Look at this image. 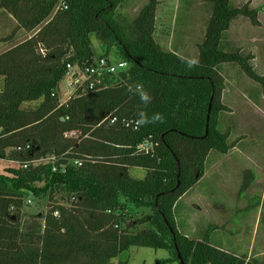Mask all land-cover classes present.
Masks as SVG:
<instances>
[{
  "label": "trees",
  "instance_id": "obj_1",
  "mask_svg": "<svg viewBox=\"0 0 264 264\" xmlns=\"http://www.w3.org/2000/svg\"><path fill=\"white\" fill-rule=\"evenodd\" d=\"M23 1L0 0V14ZM128 1L48 0L33 20L0 38L14 43L59 5L34 35L0 54V163L7 165L0 170V264H110L133 247L167 251L156 264H264L213 243L210 233L219 226L197 240L182 233L177 219L180 200L204 178L212 155L234 147L220 128L232 110L218 67L236 64L264 88L253 54L220 50L231 22L242 16L259 26L261 8L203 0L209 17L198 63L190 67L181 47L167 50L156 40L159 0H149L134 19L120 12ZM93 38L98 57L112 61L114 54L112 62L127 67L107 74V88L77 92L59 106L67 65L82 70L97 58ZM137 85L151 97L147 104ZM141 112L162 119L139 125ZM108 116L117 120L103 122ZM72 130L80 142L64 137ZM145 141L154 144L148 152L138 148ZM131 169L145 177H132ZM28 195L48 198L46 210L24 216Z\"/></svg>",
  "mask_w": 264,
  "mask_h": 264
},
{
  "label": "rangeland",
  "instance_id": "obj_2",
  "mask_svg": "<svg viewBox=\"0 0 264 264\" xmlns=\"http://www.w3.org/2000/svg\"><path fill=\"white\" fill-rule=\"evenodd\" d=\"M47 1L24 0L20 5L13 7V9L9 8L5 13H1L0 38L8 36L15 24H23L33 20L40 8ZM148 1L129 0L121 7L120 12L128 19H134ZM247 2H249L251 9L261 8L258 16L260 25H253L248 18L242 16L235 18L231 22L230 30L223 34L220 50L224 52H235L241 48V50L244 49L242 54L245 56L248 52H256L259 57L256 64L259 68H264V0H231L230 7L239 8ZM58 7L59 5L56 6V11ZM208 17V10L203 0H159L156 40L167 50H174V47L179 46L182 48V55L184 57L189 60H197L199 55L197 43L204 35ZM47 22L48 20L46 21L43 16L39 24L27 27L21 31L18 40L14 43L9 45L0 43V54L34 35ZM180 40L182 45L179 42ZM92 41L96 56L98 57L101 55L100 44L95 38ZM110 58L112 61H115L114 54ZM218 70L236 88L237 86L244 88V85L239 84L241 81L247 82L250 86H260L249 79L236 64H222L218 67ZM259 100V104H261L260 96ZM35 105L36 103H26L23 107H32ZM262 109H264L262 106L261 108L256 107L251 113L248 112L250 124L253 121L254 124L257 122L256 119L259 113H264ZM220 128L223 130L224 124H220ZM256 138V136H248L245 142H255L257 141ZM262 144V151L260 149L258 152L264 158V141ZM258 152L257 154L260 155ZM229 159H237L240 163L243 161L242 157L234 154L222 158L221 155L212 156L213 166L207 168L208 178L204 179L198 186L196 185L197 187H194L192 193L184 199L187 207L181 208L178 213L177 219L182 224V227H178L182 230V233L197 238L198 236L202 237L203 233L197 231L198 233L196 232L194 234L193 231L196 226L199 227V230H208L210 225L226 226L220 228L216 233L211 231L210 236L212 242L228 252L239 255L245 254L251 257L259 253V251L264 253V195H261L264 191V184H261L264 178L263 173H261L263 168L260 170L256 165L253 166V162L245 161V170H251L259 181L252 184L249 190L245 191L242 189L239 192V187L245 185L249 178L247 175L244 178L242 177V168H239L240 166L230 167V169L224 168L230 174H228L229 172L221 173V160ZM6 167V164L0 163L1 171ZM226 173L228 174L227 176ZM130 174L134 178L145 177V172L141 169H131ZM238 178L242 180L241 184H238ZM243 182L245 183L243 184ZM260 198L262 206L259 208L257 206ZM27 199L31 200V204L25 206L23 210L24 216L34 215L46 210L48 198L40 200L32 195H28ZM212 201L217 206L218 204L221 206L220 213L223 216V220H221V216L212 213L217 209L216 207H212ZM195 204L200 205L201 208H195ZM249 205L250 209L247 208ZM243 207H245V210H242ZM260 216L261 221L259 224ZM168 256L169 254L165 250L133 247L121 253L110 264H118L121 262H127V264H156V260L166 259ZM257 258L264 262V255Z\"/></svg>",
  "mask_w": 264,
  "mask_h": 264
},
{
  "label": "crops",
  "instance_id": "obj_3",
  "mask_svg": "<svg viewBox=\"0 0 264 264\" xmlns=\"http://www.w3.org/2000/svg\"><path fill=\"white\" fill-rule=\"evenodd\" d=\"M56 6H58V5H55L52 8L51 12L48 13V15L46 16V18H45L46 21L47 20L49 21L53 17V15L56 12ZM222 40H223V38H222ZM240 50H241V48H240ZM241 52H244V49H242ZM248 54L254 55L255 58L252 61V65L254 66V68L258 74L264 76V71H263L264 68H259L258 65L256 64V62L258 61V58H259L257 56L256 52H251V53L248 52L247 55ZM258 70H259V72H258ZM225 80L227 82V89L224 93V102L231 108L232 111L230 113L224 114L222 116L220 124H224V129L222 131L227 132L229 134V142L231 144H233L234 147L230 151V153H228L227 155H221V158L225 157V156H229L231 154H234V155H238V156L242 157L243 161L240 163V162H238L237 159L221 160L222 161L221 165H220L221 166V173L224 174L225 172H227V173L229 172V171H227V169L225 170L224 168L230 169V167L232 168V167H239L240 166L239 168H242L241 169L242 177L244 178L247 175L249 178L247 182L245 181L246 183L243 182V184L244 183L249 184V187L246 189V191H247L251 188L252 184L257 183L259 180L255 177V175L252 173L251 170H245V161L253 162L252 163L253 166L256 165L260 170L263 168V171H261V173H263V177H264V158H262V155L258 152V150H260V149L262 151V145H263L262 142L264 141L263 140V138H264V113H262V114L259 113V115L260 114L261 115L260 116L258 115L259 117L257 116V119H256L257 122H255V124H254V121L251 122V124H250V118L248 116V112L251 113V111H254V109L256 107L257 108H261V106L264 107V88L262 86L261 87L260 86L257 87L254 85L250 86L249 84H247V82H244V81L239 82L240 85H242V86L244 85V88L238 87V86L236 88L233 84H231L228 81V79L225 78ZM259 96L261 99V104H259L260 103ZM262 110L264 112V109H262ZM249 129H251V130H249ZM248 136H256L257 141L245 142V140ZM231 137H232V141H231ZM257 152L260 155H258ZM212 156H215V155H212ZM210 162H211L210 166H213L212 165V162H213L212 157L210 158ZM207 168H206L205 176L201 180V182L204 179L208 178ZM227 173H226V176L228 174H230V172L228 174ZM223 178H224V176H223ZM241 182H242V180L238 178V184L239 183L241 184ZM262 182L263 183H261V184H264V178L262 179ZM242 186L239 187V192L242 191ZM193 189L191 191H189L180 200V202L178 204V209H179L178 213H179L181 208L187 207V204L184 203V199L192 193ZM263 190H264V186H263ZM261 195H264V191L261 193ZM238 196H239V194H238ZM238 198H240V197H238ZM211 205H212V207L217 208L212 213L213 214L215 213V214L221 216V220H223V218H222L223 216L220 213L221 212V206L219 204L217 206V204H215L213 201L211 202ZM250 205L247 206V208H249ZM252 207H253V205H252ZM257 207L260 208V205H258ZM195 208L200 209L201 206L198 204H195ZM242 210H245V207H243ZM259 215H260V213H259ZM260 221H261V216L259 217V224H260ZM222 222H224V221H222ZM179 226L182 227V224L180 223ZM219 227L223 228L226 226H219ZM194 228H195V226H194ZM197 231H201L203 233V236H204L206 229L199 230V227L196 226L193 233L195 234ZM202 237L198 236L197 238H194V239L198 240V239H201ZM261 255H264V253L259 251V253H257L256 255H252V257H259Z\"/></svg>",
  "mask_w": 264,
  "mask_h": 264
},
{
  "label": "built area",
  "instance_id": "obj_4",
  "mask_svg": "<svg viewBox=\"0 0 264 264\" xmlns=\"http://www.w3.org/2000/svg\"><path fill=\"white\" fill-rule=\"evenodd\" d=\"M44 52V51H42ZM127 63L124 61H118L117 63L110 61L105 57H97L93 63L87 64L84 69L76 70L70 64L67 65V72L62 86L60 87L59 93V106L67 104L73 97L77 95V92L83 91H94L100 90L102 88H107V83L105 77L107 74L116 73L122 70H125ZM109 120L113 124L117 118L108 116L103 122ZM129 126V124H127ZM80 133L76 130L68 131L64 133V137L67 139H78ZM80 142V139H78ZM154 147V144L149 141H145L139 145V150L148 152ZM30 149V144L25 145L24 147L18 146L16 150ZM49 157L44 159H49ZM41 160H36L39 162ZM79 163V161H76Z\"/></svg>",
  "mask_w": 264,
  "mask_h": 264
},
{
  "label": "clouds",
  "instance_id": "obj_5",
  "mask_svg": "<svg viewBox=\"0 0 264 264\" xmlns=\"http://www.w3.org/2000/svg\"><path fill=\"white\" fill-rule=\"evenodd\" d=\"M197 61L196 60H191L189 61V66H196L197 65ZM137 92L142 100L143 103L147 104L148 102H150L151 97L149 96V94L143 89V87L141 85H137ZM140 119L137 121V123L139 125H143V124H147V123H151V122H155L157 120H161V116L159 114H156L151 120H149L145 113L141 112L139 113Z\"/></svg>",
  "mask_w": 264,
  "mask_h": 264
},
{
  "label": "water",
  "instance_id": "obj_6",
  "mask_svg": "<svg viewBox=\"0 0 264 264\" xmlns=\"http://www.w3.org/2000/svg\"><path fill=\"white\" fill-rule=\"evenodd\" d=\"M61 120H62V121H65V118L62 117ZM180 263H181V264H184V262L182 261V259H180Z\"/></svg>",
  "mask_w": 264,
  "mask_h": 264
}]
</instances>
